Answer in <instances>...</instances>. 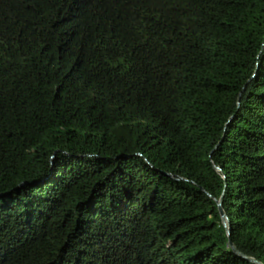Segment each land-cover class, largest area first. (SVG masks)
Segmentation results:
<instances>
[{
    "label": "trees",
    "instance_id": "16d2710c",
    "mask_svg": "<svg viewBox=\"0 0 264 264\" xmlns=\"http://www.w3.org/2000/svg\"><path fill=\"white\" fill-rule=\"evenodd\" d=\"M229 239L264 264V0H0V264Z\"/></svg>",
    "mask_w": 264,
    "mask_h": 264
},
{
    "label": "water",
    "instance_id": "95a60500",
    "mask_svg": "<svg viewBox=\"0 0 264 264\" xmlns=\"http://www.w3.org/2000/svg\"><path fill=\"white\" fill-rule=\"evenodd\" d=\"M217 169H219V167L216 166ZM215 201H216V204H217V207H218V210H219V213L221 215V218H222V221H223V225L226 229V233L227 235L229 236L230 235V220L226 214V212L224 211L223 209V206H222V198H219V199H216L215 198ZM229 245L230 247L232 248V250L235 252V254H237L238 256L240 257H243L244 259L252 262V263H255V264H262L261 262H259L258 260H256L254 257H251V256H248V255H245L243 254L242 252H240L235 244L231 241V239H229Z\"/></svg>",
    "mask_w": 264,
    "mask_h": 264
}]
</instances>
